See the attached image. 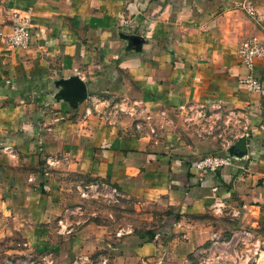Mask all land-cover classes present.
<instances>
[{"label": "crops", "instance_id": "crops-1", "mask_svg": "<svg viewBox=\"0 0 264 264\" xmlns=\"http://www.w3.org/2000/svg\"><path fill=\"white\" fill-rule=\"evenodd\" d=\"M244 1L257 22L242 9ZM0 2L9 22L29 7L32 23L24 47L0 36V216L24 225L32 239L42 237L62 209L66 175L81 172L178 211L167 232L137 238L144 254L158 253L163 239L171 256L216 242L219 232L196 219L203 214L229 217L248 228L246 235L264 224V88L242 86L246 69L236 54L241 38L264 27V0ZM251 73L264 86L263 57L253 58ZM71 76L84 85L80 98ZM132 99L140 100L139 115L149 112L153 132L135 128L119 109ZM210 101L220 109L209 133L178 113L180 104ZM232 108L237 122L226 116ZM240 132H246L243 149L224 145ZM210 151L227 153L231 164L195 167Z\"/></svg>", "mask_w": 264, "mask_h": 264}, {"label": "rangeland", "instance_id": "rangeland-1", "mask_svg": "<svg viewBox=\"0 0 264 264\" xmlns=\"http://www.w3.org/2000/svg\"><path fill=\"white\" fill-rule=\"evenodd\" d=\"M8 22L0 2V32L5 33L1 30ZM65 182L62 209L48 219L49 230L42 237L34 240L24 225L0 216V264H236L244 258L264 264V224L246 235L243 230L248 228L230 223L229 217L203 214L196 219L210 224L208 231L219 232L213 236L216 242L203 240L194 250L171 256L163 239L164 246L154 250L158 253L144 254L137 249L138 233L158 226L167 207L122 194L111 183L81 172H70ZM76 231L79 237L73 239Z\"/></svg>", "mask_w": 264, "mask_h": 264}, {"label": "built area", "instance_id": "built-area-1", "mask_svg": "<svg viewBox=\"0 0 264 264\" xmlns=\"http://www.w3.org/2000/svg\"><path fill=\"white\" fill-rule=\"evenodd\" d=\"M244 12L255 22H257V13L254 7L249 1L241 3ZM30 8L26 7L21 12L14 14V19L10 25L8 32L0 33V36L5 39L7 44L15 47H24L28 43L30 35ZM261 28L257 32L249 33L240 39L236 47V54L239 62L245 67V72L239 77V81L242 86L248 91H261L263 90V81L261 78L251 73L252 60L254 57L264 58V27L259 25ZM125 104V101L123 102ZM140 104L139 99H132L128 104L123 107H119L120 110L125 109L133 117V125L135 128H140L146 125L150 132L154 131V126L149 112H144L139 115L135 105ZM178 113L181 115V119L189 122L190 124H205V130L207 133L217 128L216 118L219 115H215L220 109V105L216 101H210L208 104L196 103V104H180L178 105ZM160 115H164L163 111H159ZM215 115V118L213 116ZM211 121L207 118L211 117ZM226 116L232 122H237L241 117L238 115V110L229 109L226 111ZM244 118V117H243ZM167 120L166 118L164 121ZM202 121V122H201ZM159 124V121L156 122ZM260 127L264 129V123L260 124ZM240 135H245L246 132H240ZM236 136V134H234ZM233 138H227L224 140V145H232ZM232 158L227 153L218 151L206 152L197 157L193 164L200 170L214 171L222 166L231 164Z\"/></svg>", "mask_w": 264, "mask_h": 264}, {"label": "trees", "instance_id": "trees-1", "mask_svg": "<svg viewBox=\"0 0 264 264\" xmlns=\"http://www.w3.org/2000/svg\"><path fill=\"white\" fill-rule=\"evenodd\" d=\"M179 216L177 210H174L172 207L168 208L164 212V218L161 220L160 224L156 227L145 228L143 232L138 233L139 236H144L145 239H150L156 232H167L169 226L173 221H175Z\"/></svg>", "mask_w": 264, "mask_h": 264}, {"label": "water", "instance_id": "water-1", "mask_svg": "<svg viewBox=\"0 0 264 264\" xmlns=\"http://www.w3.org/2000/svg\"><path fill=\"white\" fill-rule=\"evenodd\" d=\"M70 81L74 83V88L72 89L73 95L77 97H82L85 94V89L83 83L79 80L77 76H71ZM232 147H236L238 149L244 148V137L239 136L235 142L232 144Z\"/></svg>", "mask_w": 264, "mask_h": 264}]
</instances>
